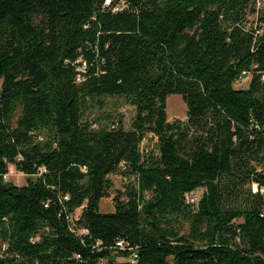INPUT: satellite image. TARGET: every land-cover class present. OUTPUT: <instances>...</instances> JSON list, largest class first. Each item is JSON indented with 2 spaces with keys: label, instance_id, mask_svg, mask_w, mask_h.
Returning a JSON list of instances; mask_svg holds the SVG:
<instances>
[{
  "label": "trees",
  "instance_id": "obj_1",
  "mask_svg": "<svg viewBox=\"0 0 264 264\" xmlns=\"http://www.w3.org/2000/svg\"><path fill=\"white\" fill-rule=\"evenodd\" d=\"M120 2L0 0V264H132L117 241L133 264H264V82L234 86L264 72L252 0ZM104 98L135 109L129 129L85 118ZM110 176L125 190L100 214Z\"/></svg>",
  "mask_w": 264,
  "mask_h": 264
},
{
  "label": "rangeland",
  "instance_id": "obj_2",
  "mask_svg": "<svg viewBox=\"0 0 264 264\" xmlns=\"http://www.w3.org/2000/svg\"><path fill=\"white\" fill-rule=\"evenodd\" d=\"M166 114L167 121L172 122L175 120H184L186 117V107L182 99L177 95H171L166 100ZM135 116V109L127 105L123 99L120 98H104L101 99L100 105L93 106L85 115V118L89 121H97V125L109 126L112 121L117 122L121 119L124 129H129L131 122ZM155 139L148 135L141 144V151L143 153L148 152L154 146ZM13 173L10 175L7 182L21 187L26 185V176L14 168ZM111 188L109 190V198H102L99 203L100 214H112L114 212V206L112 200L116 197L117 192H123L125 190L124 180L118 176H110ZM252 191H255V187L252 186ZM202 190L195 192L196 198L201 196ZM79 212L76 213V215ZM122 261V259H118Z\"/></svg>",
  "mask_w": 264,
  "mask_h": 264
},
{
  "label": "built area",
  "instance_id": "obj_3",
  "mask_svg": "<svg viewBox=\"0 0 264 264\" xmlns=\"http://www.w3.org/2000/svg\"><path fill=\"white\" fill-rule=\"evenodd\" d=\"M112 0H105V3L103 5V8H109L112 13L121 12L125 8L124 2H120L119 4L111 6ZM264 9V0H252V9H248V11H245L244 21L242 22V30L245 33L251 34L254 38V44L253 47L255 48V42L258 37H261L264 33V24L260 22V15ZM254 51V49H252ZM258 69V66L256 63H251L249 67L242 71V73L239 75V77L235 80L234 86L237 89H245L250 84V82L253 80V77L255 76V73L259 74L260 78L259 81L264 82V72H256ZM78 73H83V68L77 69ZM81 78L80 75H77V81H79ZM41 140V139H39ZM13 167H9L7 172L2 176V179L4 181H8L10 175L13 173ZM45 173V169L40 168L38 174L41 175ZM255 191L257 190L256 186ZM260 192L264 193V189L260 190ZM187 203L188 204H196L198 198H196L195 193H190L186 196ZM64 200H67V197L63 198ZM76 214H75V220H76ZM70 230L73 233H76L74 231V228L72 226V219L69 220ZM78 235L86 236L88 234L86 229H80L77 231ZM116 249H119L120 251H128L130 254L126 258V262L134 263L136 261V254L134 251H132L128 244L124 243L123 241H117L115 244Z\"/></svg>",
  "mask_w": 264,
  "mask_h": 264
}]
</instances>
